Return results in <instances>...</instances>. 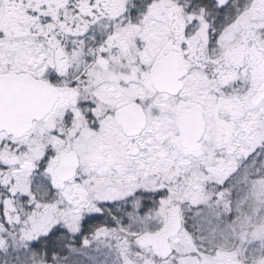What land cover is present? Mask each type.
Masks as SVG:
<instances>
[{"label":"snow or ice","instance_id":"6c2138e0","mask_svg":"<svg viewBox=\"0 0 264 264\" xmlns=\"http://www.w3.org/2000/svg\"><path fill=\"white\" fill-rule=\"evenodd\" d=\"M0 264H264V0H0Z\"/></svg>","mask_w":264,"mask_h":264}]
</instances>
